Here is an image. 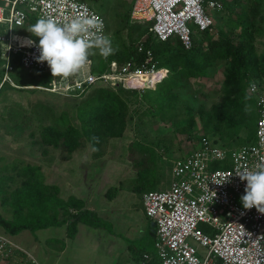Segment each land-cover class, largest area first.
<instances>
[{
  "label": "rangeland",
  "instance_id": "obj_1",
  "mask_svg": "<svg viewBox=\"0 0 264 264\" xmlns=\"http://www.w3.org/2000/svg\"><path fill=\"white\" fill-rule=\"evenodd\" d=\"M80 1L104 18L107 25L106 36L115 51H119L121 42L129 43L126 30L119 31V35L117 33L125 15L131 12L133 0ZM257 2L258 0H236L233 10L230 6L224 7L219 14L209 10L214 21V26L210 29L214 33L210 32L211 39L217 38L219 30L238 34L239 18L248 19L249 14L246 12L248 6L252 7ZM256 12L255 21L258 25L255 50L260 55L264 53V1ZM228 16H231V22L228 21ZM141 25L146 26V24ZM13 32L18 35H29L23 26L15 27ZM137 38V35L133 36L134 42ZM208 38H204V44H207ZM100 59L105 58L97 52L89 56L88 64L92 68ZM165 75V78L169 76L166 72ZM16 76L24 80V84L31 81L37 83L40 78H54L49 73H28L23 69H18ZM223 76L224 65L218 63L211 71L210 77L192 79L190 83L185 84V91L179 92V101L173 109L167 110L165 120L158 114L154 117L150 116L148 114L151 110L150 104L142 97L143 90L153 91L156 86L149 89L138 88L135 94L130 95L120 93L118 88L132 89L118 84L113 85L111 82L98 81L79 96L73 89L50 93L42 87H16L14 84V86L8 84L15 89L5 87L0 92V168L12 162H22L24 165L37 167L44 184L58 186L59 195L63 199L69 196L82 199L85 208L94 211L106 223L105 228L102 229L78 225L73 240L66 237L65 226L48 227L37 231L35 235L27 230L22 231L16 238L11 239L33 257L30 259L27 255L21 254L25 256L26 264H113L117 259H127L129 255L133 259L134 250L138 251L139 255L146 251L151 259L154 255L157 256L154 238L149 232L151 220L145 216L142 196L138 195L134 188L136 185H142L144 193L169 189L172 162L190 152L197 144L198 137L204 132L198 109L203 106L208 112L211 105L219 101L222 95ZM12 82L14 83L13 80ZM99 88L112 91L116 88L114 92L119 93L118 95L126 101L131 120L128 121L121 136L108 140L99 139L96 147L85 143L71 154L62 147L43 148L32 143L29 133L37 128L34 117L42 114L36 111V105H44L56 116L65 113L71 124L79 127L78 105ZM152 110H156V106ZM24 116L30 118V122L22 123ZM48 119L45 120V124L50 123ZM214 137L211 138V142L219 148L237 150L247 144L242 142L246 137L245 131L236 136L231 147L225 145L226 148L223 141ZM225 141L228 142L226 139ZM133 142H139L148 151L140 157L131 147ZM131 152H134L133 157ZM140 158L146 160L145 167L151 172L145 178L146 185L137 181L138 170L142 168L136 166L135 162ZM229 160L228 157L226 161ZM213 168L223 169L214 166ZM0 214L8 219L11 218L10 211L1 205ZM200 228L203 230L204 226L200 225ZM31 247H34V250H31ZM143 256L139 259V264L146 263ZM1 262L0 260V264ZM3 264H11V262Z\"/></svg>",
  "mask_w": 264,
  "mask_h": 264
},
{
  "label": "built area",
  "instance_id": "obj_2",
  "mask_svg": "<svg viewBox=\"0 0 264 264\" xmlns=\"http://www.w3.org/2000/svg\"><path fill=\"white\" fill-rule=\"evenodd\" d=\"M220 9L219 0H133L130 21L151 24L158 40L176 38L189 50L193 34L211 29L209 10ZM85 14H94L103 21L106 36L104 18L80 0H0L1 85L14 86L11 74L16 68L51 74L47 62H38L39 44L15 34V27H22L30 15L37 19L50 16L63 23ZM109 69L94 75L87 61L78 74L68 79L55 77L46 90L56 93L73 89L81 94L98 81L132 90L149 89L166 77L165 70L156 67L149 53L143 63L133 66L128 62L118 68L112 62ZM246 91L256 99L255 141L230 151L200 135L190 152L173 160L169 189L142 195L144 214L155 225L159 264H264V214L243 207L241 196L246 181L236 175L237 170L253 169L264 161V84L251 82ZM214 162H229V168L214 169ZM15 251L23 252L0 234V259L9 258ZM143 258L151 259L147 254Z\"/></svg>",
  "mask_w": 264,
  "mask_h": 264
},
{
  "label": "trees",
  "instance_id": "obj_3",
  "mask_svg": "<svg viewBox=\"0 0 264 264\" xmlns=\"http://www.w3.org/2000/svg\"><path fill=\"white\" fill-rule=\"evenodd\" d=\"M263 1L258 0L254 6H248L246 12L249 14V18H239L238 34H234L233 31L219 30L215 39H211V30L193 34V44L189 50L184 49L176 38L166 41L158 40L151 32V24L145 23L146 26L140 23L133 24L130 21V14L127 13L117 35H119V31L126 30L129 43L121 42L119 51H114V54L107 59H100L97 65L91 68V72L94 75L109 72L112 62H115L118 68L128 62L133 66L138 65L145 61L147 53H149L156 67L165 70L169 76L158 83L155 90H143L142 97L146 103L150 104L151 110L148 114L152 117L158 114L161 119L165 120V113L175 107L179 101V92L186 89L185 84L190 83L192 79L210 77L215 66L218 63H223L221 98L217 103L211 105L208 112L203 109V106L198 109L203 121L204 132L202 135L209 142L216 136L224 142L226 148V146L231 147L236 136L245 131L246 137L242 142H246V145L251 144L255 141L258 114L257 107L254 108L256 99L247 93L246 87L254 81L264 84V53L258 55L255 50V34L258 25L255 21L256 11ZM219 2L221 9L215 11L218 14L224 10V7L230 6L233 10V6L236 4V0L231 2L219 0ZM227 18L231 22V16ZM36 22L37 18L29 16L23 28L39 41V37L28 30ZM213 26L214 21L211 29ZM212 34L214 33L212 32ZM134 35L139 38L135 42ZM204 38H208L207 44H204ZM134 43L135 46H133ZM18 69L21 68H16L11 74L16 87L30 86L49 89L51 79L40 78L37 83L31 81L32 83L24 84V80L16 76ZM2 77L0 51V92L5 87L15 89L8 83L1 85ZM115 89L112 91L107 88H99L92 96L78 105L79 127L71 124L65 113L56 116L44 105H36V111H40L42 114L34 117L37 128L29 133L31 140L34 141L32 143L43 148L62 147L68 154H71L79 147L84 146L85 143L96 147L99 139L108 140L121 136L131 117L128 116L126 101L118 95L119 93L114 92ZM118 89L120 93L130 95L136 93L135 90ZM83 93L78 95L82 96ZM154 106H156V110H152ZM163 111L165 112L163 113ZM47 119L49 124H45ZM25 121L30 122V118L24 116L22 123ZM131 147L138 152L140 157L146 153L145 151H148L139 142H133ZM222 149L224 148L222 147ZM133 155L134 152H131V157ZM145 163L144 158L135 162L136 166L142 168L140 171L138 170L137 181H141L143 185L147 184L145 178L151 174L150 170L145 167ZM213 166L228 169L229 162H214ZM134 190L141 196L145 191L142 185H136ZM59 194L58 186L44 184L37 167L24 165L22 162L6 164L0 168V205L10 210L11 218L6 219L0 216V226L10 236L18 235L25 230L34 234L36 231L48 227L65 226L66 237L70 240L75 238L80 224L93 229L105 228L106 223L94 211L87 210L82 199L76 196L63 199ZM203 230L206 231V229ZM134 252V261L138 262L142 254L139 255V252L135 250ZM143 254L148 253L144 251ZM1 261L6 263L8 258L1 259ZM146 264H159V260L154 255ZM214 264L221 263L215 262Z\"/></svg>",
  "mask_w": 264,
  "mask_h": 264
},
{
  "label": "clouds",
  "instance_id": "obj_4",
  "mask_svg": "<svg viewBox=\"0 0 264 264\" xmlns=\"http://www.w3.org/2000/svg\"><path fill=\"white\" fill-rule=\"evenodd\" d=\"M28 30L39 37L38 62H47L52 76L61 79L78 74L90 55L98 52L106 59L115 51L110 39L103 35V21L94 14L76 16L63 23L50 16L41 17ZM236 175L246 181L241 196L243 207L256 208L264 214V161L256 163L253 169L237 170Z\"/></svg>",
  "mask_w": 264,
  "mask_h": 264
},
{
  "label": "crops",
  "instance_id": "obj_5",
  "mask_svg": "<svg viewBox=\"0 0 264 264\" xmlns=\"http://www.w3.org/2000/svg\"><path fill=\"white\" fill-rule=\"evenodd\" d=\"M36 18V17H35ZM38 20V19H37ZM24 26V25H23ZM18 35V34H17ZM19 36H23V37H29L31 40H33L35 43H38L39 44V41L37 40V39H34L31 35H19ZM91 68V67H90ZM53 80H55V77L53 78V79H51V82L53 81ZM51 82H50V84H51ZM255 99V98H254ZM255 105H256V100H255ZM5 209H7V211H10L7 207H5ZM11 214V213H10ZM0 216L1 217H4V218H6L5 216H3L2 214H0ZM6 219H8V218H6ZM149 225H150V223H149ZM37 232V231H36ZM35 232V233H36ZM149 232H150V226H149ZM0 234L1 235H4V236H6V237H8L14 244H18V243H16V242H14L13 241V239H11V238H16V236L17 235H15V236H10V235H8L5 231H4V229L0 226ZM151 234V233H150ZM35 235V234H34ZM152 236V235H151ZM153 238H154V236H152ZM49 240V239H48ZM47 241V240H46ZM18 247H19V245H17ZM23 252H20L19 253V251H15L13 254H12V256H10L9 258H8V262H11V264H26V261H24V257L27 255V257L28 258H30V259H33V257L29 254V252H27L26 250H24V249H22L21 247H19ZM32 249L31 250H34V247H31ZM121 249V248H120ZM122 251L124 250V248L122 247V249H121ZM27 253H26V252ZM126 251L127 250H125V253H126ZM61 252H62V250H61ZM19 253V254H18ZM120 253V252H119ZM25 255V256H22V255ZM142 255H145V254H143L142 253ZM144 259V258H143ZM1 260V259H0ZM151 260V259H150ZM149 260V261H150ZM149 261H146V263L147 262H149ZM2 264L4 263V261H2L1 262ZM146 263H144V264H146ZM113 264H139V262H136V261H134V258L132 259V257L129 255L128 256V258L126 259V258H123V259H117L116 261H114V263Z\"/></svg>",
  "mask_w": 264,
  "mask_h": 264
},
{
  "label": "water",
  "instance_id": "obj_6",
  "mask_svg": "<svg viewBox=\"0 0 264 264\" xmlns=\"http://www.w3.org/2000/svg\"><path fill=\"white\" fill-rule=\"evenodd\" d=\"M150 233H151V235L152 236H154V229H155V225H154V223L153 222H150Z\"/></svg>",
  "mask_w": 264,
  "mask_h": 264
}]
</instances>
